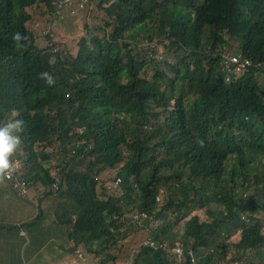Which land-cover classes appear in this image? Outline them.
<instances>
[{
	"label": "trees",
	"instance_id": "16d2710c",
	"mask_svg": "<svg viewBox=\"0 0 264 264\" xmlns=\"http://www.w3.org/2000/svg\"><path fill=\"white\" fill-rule=\"evenodd\" d=\"M68 3L0 0V124L24 121L29 184L0 193V239L35 258L60 233L121 264L143 232L156 248L133 264H191L178 242L199 264H264V0ZM42 6L84 35L36 33Z\"/></svg>",
	"mask_w": 264,
	"mask_h": 264
},
{
	"label": "rangeland",
	"instance_id": "374dc122",
	"mask_svg": "<svg viewBox=\"0 0 264 264\" xmlns=\"http://www.w3.org/2000/svg\"><path fill=\"white\" fill-rule=\"evenodd\" d=\"M71 5H73L74 12L70 9V13L68 12V7H65L63 10V13H69L70 16H76L73 15L75 12L77 13V10L80 8L79 0H71ZM41 11L45 12V7L42 6L41 9L32 10V14L34 15L33 23L31 24V27L36 29L37 32H43L46 29H52V33L55 34L56 38H60L64 41H71L72 39L78 38L80 35H84V33L81 31L83 30L84 26V20L81 21L79 18H69L68 20H59L58 17L52 14H46L42 17L40 16ZM79 14V13H78ZM58 16V15H57ZM64 16H61L63 18ZM42 20V21H40ZM53 24H50V23ZM49 26H47V25ZM60 40V39H59ZM42 46H46L45 40H41ZM162 51V49H161ZM114 173L110 174V178L114 176ZM160 199V198H159ZM27 214L31 213V210H28L26 212ZM197 214H200L203 216L202 212H197ZM44 232H47L48 236L50 235L52 228H43ZM1 236H4L5 238L0 239V264H33L34 258L31 257V251L33 250V242H30L26 245V247L20 251L18 247L19 240L16 238L15 234L13 233L10 238L11 240H8L9 233L8 231H5V233ZM22 236V235H21ZM147 239L146 233L140 232L136 236H134L132 239L128 240L127 242H124L122 250L113 251L117 252L116 255L121 254L123 258V262L121 264H125V262L129 259L127 258L132 252L136 250L137 247H139V244L144 242ZM238 239H234V242H237ZM54 241H48L46 243V246H54ZM24 253V256H22ZM132 253V254H133ZM44 255V252L42 253ZM19 256L25 258L20 261ZM64 261L60 264H65L69 261L70 256L64 255ZM72 258V257H71ZM104 258V256L95 257V256H88L87 255V262L84 264H100L101 260ZM201 259V258H200ZM112 264V263H108Z\"/></svg>",
	"mask_w": 264,
	"mask_h": 264
},
{
	"label": "clouds",
	"instance_id": "9594fccd",
	"mask_svg": "<svg viewBox=\"0 0 264 264\" xmlns=\"http://www.w3.org/2000/svg\"><path fill=\"white\" fill-rule=\"evenodd\" d=\"M70 4H71V0H70ZM70 4H68V5H70ZM60 5H59V7H60ZM72 11L74 12V10H72ZM75 14H76V12L73 15H75ZM41 75H42V78L47 79V82L49 84H51L53 82L52 78H51V76H49V74L42 73ZM23 127H24V121L20 120V119L8 120L6 123L0 124V183H3L4 180H7L8 182H10L12 184V186L14 188H20L22 193H28V190H29L28 185L29 184L27 183V181L24 177L25 173L23 174L24 164L19 160L18 157H15L16 154L18 153V151L20 150L21 145H22V139H21V136L19 135V133L23 132ZM19 162H20L22 167H21V170L18 174V180H19V182L24 183L25 185L17 187L16 186V180L8 179L6 177L11 174V172L14 170V167L16 165H18ZM157 201L159 202L160 199L157 198ZM135 218L140 219L142 217L136 216ZM21 235L23 236L24 234H21ZM142 244H143L142 245L143 247L148 246V247L156 248L155 243L151 240V238L149 236H147V239ZM178 248H180L183 251V256L185 257L184 259L179 258V255L176 251ZM136 250L134 252H136ZM77 252H81V251H77ZM77 252L75 253L74 256H72V259L69 262H67L66 264H72L73 261H75V260L77 261ZM173 252L176 256V260L180 263L181 262L186 263L187 261H190V263L193 264L189 258L190 252H193L196 255V263L195 264H199V262H200L201 257L199 258V256L193 250H189L187 252L184 251L180 242L176 243V246H175ZM81 253L84 255L86 261L85 262L84 261H77L76 264L88 263L87 262L88 261L87 256H85V254L83 252H81ZM125 264H133V261L128 259L125 262Z\"/></svg>",
	"mask_w": 264,
	"mask_h": 264
},
{
	"label": "crops",
	"instance_id": "0c3cea01",
	"mask_svg": "<svg viewBox=\"0 0 264 264\" xmlns=\"http://www.w3.org/2000/svg\"><path fill=\"white\" fill-rule=\"evenodd\" d=\"M0 193L2 196H10L12 199H17L18 196L14 193V190L12 188V185L8 183L7 181H4L3 183H0ZM22 202L19 205V208H21ZM26 213L28 211L27 208L22 209ZM33 215V214H31ZM17 219V218H16ZM23 234V233H22ZM53 243L54 246H47L44 251V255L42 253L40 255L35 256L34 263L33 264H60L62 261H64V255H69V261L72 259V255L68 252L69 247V241L66 237V235L57 233L53 234ZM68 261V262H69ZM67 263V262H66ZM65 263V264H66Z\"/></svg>",
	"mask_w": 264,
	"mask_h": 264
},
{
	"label": "built area",
	"instance_id": "2783aa9c",
	"mask_svg": "<svg viewBox=\"0 0 264 264\" xmlns=\"http://www.w3.org/2000/svg\"><path fill=\"white\" fill-rule=\"evenodd\" d=\"M67 2H69L68 4H70V0H67ZM68 4H65L64 6H66V5H68ZM60 7H62V5H60ZM233 61H235V58H233ZM21 167H22V166H21V164H20V162H19V164L16 165V166L14 167V170L11 172V174H10L9 176L6 177V178H8V179H14V180H16V186H17V187L25 185L24 183H21V182H19V180H18V174H19V172H20V170H21ZM119 182H120V180L117 181V184H118ZM144 218H146V215H144ZM176 251H177V253H178V255H179V258H182V259L185 258V257L183 256V251H182L180 248H178ZM189 258H190V260H191V262H192L193 264L196 263V255H195L193 252H190V253H189ZM77 261H84V262L86 261L84 255H83L81 252H77ZM77 261H76V260L73 261L72 264H76Z\"/></svg>",
	"mask_w": 264,
	"mask_h": 264
}]
</instances>
